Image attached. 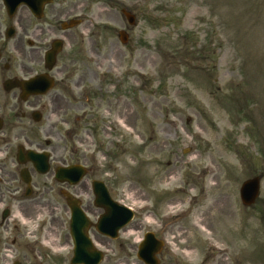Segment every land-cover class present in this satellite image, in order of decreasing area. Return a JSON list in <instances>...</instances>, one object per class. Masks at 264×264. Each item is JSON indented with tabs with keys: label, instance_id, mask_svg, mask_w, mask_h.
<instances>
[{
	"label": "rangeland",
	"instance_id": "rangeland-1",
	"mask_svg": "<svg viewBox=\"0 0 264 264\" xmlns=\"http://www.w3.org/2000/svg\"><path fill=\"white\" fill-rule=\"evenodd\" d=\"M122 8L135 12L137 26ZM92 19L97 55L87 57L97 59V76H132L130 92L123 86L131 100L120 98L130 117L128 126L101 121L116 88L97 86L96 134L72 133L85 138L76 147L87 149L81 162L91 168L78 187L102 180L137 211L128 240L162 227V264H264V0H97ZM121 29L129 30L126 46ZM254 176L260 195L246 207L240 186ZM216 245L226 249L223 260ZM128 252L121 264H143Z\"/></svg>",
	"mask_w": 264,
	"mask_h": 264
},
{
	"label": "flooded vegetation",
	"instance_id": "flooded-vegetation-1",
	"mask_svg": "<svg viewBox=\"0 0 264 264\" xmlns=\"http://www.w3.org/2000/svg\"><path fill=\"white\" fill-rule=\"evenodd\" d=\"M70 1L62 0L56 8L45 6L39 18L26 6L10 16L0 0V264H71L66 193L81 198L95 222L105 213L93 204L88 188L58 183L53 176L57 167L86 160L87 149L76 147L85 138L74 139L72 133L88 129L91 136L96 134L97 86L103 88L104 81L116 90L109 100V117L100 120L109 124L118 120L128 126L130 102L121 103L120 98L131 100L124 92H130L126 84L132 76H97V59L87 57L97 55V23L92 19H97V0H79L72 6ZM71 18L81 19L82 24L64 29L63 21ZM39 76L42 86L49 88L29 92L37 87ZM29 151L49 152L48 174L27 160ZM23 174L28 175L27 181ZM95 222L89 228L92 252L111 258L114 264L123 263L131 254L128 251L135 252L138 243L124 237L126 230L111 237L101 233ZM154 231L158 237L164 233ZM165 251L160 254L161 263Z\"/></svg>",
	"mask_w": 264,
	"mask_h": 264
},
{
	"label": "water",
	"instance_id": "water-1",
	"mask_svg": "<svg viewBox=\"0 0 264 264\" xmlns=\"http://www.w3.org/2000/svg\"><path fill=\"white\" fill-rule=\"evenodd\" d=\"M50 0H5L7 3V6L9 9H15L21 2H26L28 5H32V2L37 6L36 11L38 9L42 10L43 5ZM74 22V21H73ZM40 88V86H38ZM32 160L36 162L37 167L39 169L41 168L42 171H46L48 169L47 165V157L40 154H33ZM81 174V171L79 169L75 168H69V169H63L59 172V179H70L71 181H76L79 179ZM98 184V183H97ZM259 188H260V179L258 177L254 179H250L246 181L242 187H241V197L243 202L246 205L252 204L258 194H259ZM99 193V194H98ZM98 195H101L100 192H98ZM103 193L106 195V191L104 190ZM101 201L104 202V204L112 209V205L115 206V203H111L108 201H105V199L109 200L107 196L102 197ZM110 204V205H109ZM71 208L73 213V223H72V235L76 243V256H75V263H81L86 262L89 263L90 257L86 254L84 245H87L88 240L86 238V230L84 228V218L80 214L79 208L74 205V203L71 201ZM113 210V209H112ZM109 218V217H107ZM125 217L121 212H115L113 214V219L111 222L113 223V220L115 221H121ZM161 248V244L157 242V240L150 235H147L145 243L142 245L139 253V257L143 259L147 264H157L156 259V252ZM97 260V257L94 256L91 258V263H94Z\"/></svg>",
	"mask_w": 264,
	"mask_h": 264
},
{
	"label": "bare ground",
	"instance_id": "bare-ground-1",
	"mask_svg": "<svg viewBox=\"0 0 264 264\" xmlns=\"http://www.w3.org/2000/svg\"><path fill=\"white\" fill-rule=\"evenodd\" d=\"M170 210H171V212H170L171 214L178 216L181 213L180 204L172 203L170 205ZM231 217L233 219H235V215L231 214L230 218L227 217L220 225H218L217 231H219V229H221L223 227V225H226V222L231 223V220H233V219H231ZM194 224H195V226L199 227L202 223H201L200 219H196ZM187 252H188V254L193 253L191 250H188ZM217 256L220 260H223V258L225 257V249L224 248L218 249Z\"/></svg>",
	"mask_w": 264,
	"mask_h": 264
}]
</instances>
